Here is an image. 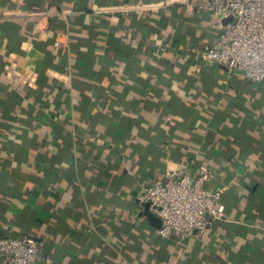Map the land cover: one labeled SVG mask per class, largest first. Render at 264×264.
<instances>
[{"label": "crops", "instance_id": "0c3cea01", "mask_svg": "<svg viewBox=\"0 0 264 264\" xmlns=\"http://www.w3.org/2000/svg\"><path fill=\"white\" fill-rule=\"evenodd\" d=\"M197 1L0 0V232L35 264H264V82L205 59ZM203 168L223 217L161 237L139 191Z\"/></svg>", "mask_w": 264, "mask_h": 264}, {"label": "built area", "instance_id": "2783aa9c", "mask_svg": "<svg viewBox=\"0 0 264 264\" xmlns=\"http://www.w3.org/2000/svg\"><path fill=\"white\" fill-rule=\"evenodd\" d=\"M192 5L202 12L218 13L221 23L217 41L203 47L205 59L229 69L241 68L252 82H264V0H198ZM214 179L215 172L209 168L195 175L168 170L139 191L138 201L148 204L160 218L158 233L163 238L184 241L196 234L207 235L210 218L223 217L222 190L209 189ZM39 253L40 243L34 236L0 232V254L8 264H35Z\"/></svg>", "mask_w": 264, "mask_h": 264}, {"label": "water", "instance_id": "95a60500", "mask_svg": "<svg viewBox=\"0 0 264 264\" xmlns=\"http://www.w3.org/2000/svg\"><path fill=\"white\" fill-rule=\"evenodd\" d=\"M145 214L147 215V217L152 221V223L157 226L160 227L161 226V220L158 216H156L155 214H153L150 210H149V205L145 204Z\"/></svg>", "mask_w": 264, "mask_h": 264}, {"label": "trees", "instance_id": "16d2710c", "mask_svg": "<svg viewBox=\"0 0 264 264\" xmlns=\"http://www.w3.org/2000/svg\"><path fill=\"white\" fill-rule=\"evenodd\" d=\"M139 89H140V88H139ZM165 103H166V102H165ZM165 103H164V104H165ZM170 103H171V102H170ZM221 201H222V199H221Z\"/></svg>", "mask_w": 264, "mask_h": 264}]
</instances>
